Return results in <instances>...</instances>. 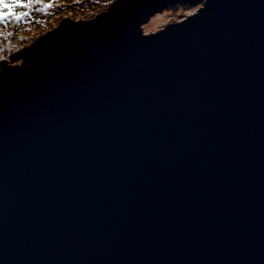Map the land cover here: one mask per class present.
Returning a JSON list of instances; mask_svg holds the SVG:
<instances>
[{
	"label": "water",
	"instance_id": "1",
	"mask_svg": "<svg viewBox=\"0 0 264 264\" xmlns=\"http://www.w3.org/2000/svg\"><path fill=\"white\" fill-rule=\"evenodd\" d=\"M104 9L0 62V264H264V0Z\"/></svg>",
	"mask_w": 264,
	"mask_h": 264
},
{
	"label": "rangeland",
	"instance_id": "2",
	"mask_svg": "<svg viewBox=\"0 0 264 264\" xmlns=\"http://www.w3.org/2000/svg\"><path fill=\"white\" fill-rule=\"evenodd\" d=\"M45 2H53V7L46 11L37 10L38 12L36 16H38V18L35 22L26 27L17 29L16 35H21L23 37L20 38V41L16 39L15 43L25 44L43 35L57 27V24L66 16L95 15L101 7L102 9L107 8V5L104 6V4L108 3L109 0H60L59 2L56 0H45ZM63 2L68 3L69 5H64L62 4ZM57 5L60 6L57 7ZM198 7L199 6L195 4H179L157 12L147 20L149 22L148 31L161 28L169 22L178 21L181 19L178 14L187 16L189 12L196 11ZM49 11L53 12L47 13ZM10 37L11 36H4L3 38H0V41L5 40V42H0V62L4 60V57H9L11 52H15L13 51L15 48L19 47L18 45L14 47L12 46L11 48L8 47V40ZM20 60L21 62L23 61L22 59L14 61L9 59V63L20 62Z\"/></svg>",
	"mask_w": 264,
	"mask_h": 264
},
{
	"label": "snow or ice",
	"instance_id": "3",
	"mask_svg": "<svg viewBox=\"0 0 264 264\" xmlns=\"http://www.w3.org/2000/svg\"><path fill=\"white\" fill-rule=\"evenodd\" d=\"M109 2L111 3L112 0ZM51 7L53 2H45V0H0V38L10 35L4 32L9 25L27 22L35 10L46 11ZM203 7L204 3H201L195 12H189L188 15L194 16Z\"/></svg>",
	"mask_w": 264,
	"mask_h": 264
},
{
	"label": "trees",
	"instance_id": "4",
	"mask_svg": "<svg viewBox=\"0 0 264 264\" xmlns=\"http://www.w3.org/2000/svg\"><path fill=\"white\" fill-rule=\"evenodd\" d=\"M57 2H59L60 0H56ZM113 1V0H112ZM62 4H64V5H69L68 3H65V2H63ZM110 4V2H108V3H106V4H104V6H108ZM60 5H57V7H59ZM38 10V9H37ZM37 10H35L34 12H33V14H32V16L29 18V20L27 21V22H22V23H20V24H11V25H9L7 28H5L4 29V32L6 33V34H9L10 33V35H5V36H11L10 38H9V40H8V43H9V46L8 47H14V46H20V47H25L26 45H24V44H17V43H15V41H16V39L17 40H19L20 41V38L21 37H23V36H21V35H19V36H17L16 34H17V29H19V28H23V27H26V26H28L29 24H31V23H33V22H35L36 21V19L38 18V16H36V14H37ZM105 9H102V7L100 8V9H98V12H96V14L95 15H93L92 17H90V18H93L94 16H96L98 13H100V12H102V11H104ZM50 12H53V11H49V12H47V13H50ZM40 15V14H39ZM178 16H179V18H182V17H184V16H182V14H178ZM67 17V16H66ZM2 41H4L5 42V40H1L0 42H2ZM4 44V43H3ZM24 45V46H23ZM13 51H15V50H13ZM9 52V51H8ZM12 53H14V52H11L10 53V55L12 54Z\"/></svg>",
	"mask_w": 264,
	"mask_h": 264
}]
</instances>
